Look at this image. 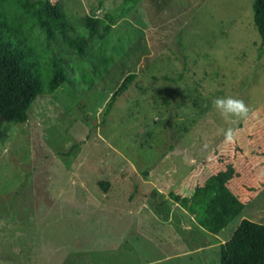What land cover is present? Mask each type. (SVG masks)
<instances>
[{
    "label": "rangeland",
    "instance_id": "obj_1",
    "mask_svg": "<svg viewBox=\"0 0 264 264\" xmlns=\"http://www.w3.org/2000/svg\"><path fill=\"white\" fill-rule=\"evenodd\" d=\"M52 1L69 35L87 34L86 12L115 22L83 55L34 27L39 55L70 65L25 121L0 122V264H219L218 243L242 217L264 223L252 0ZM127 72L135 78L104 112ZM224 96L243 99L248 116L225 121L212 104ZM227 165L235 173L208 186Z\"/></svg>",
    "mask_w": 264,
    "mask_h": 264
},
{
    "label": "trees",
    "instance_id": "obj_2",
    "mask_svg": "<svg viewBox=\"0 0 264 264\" xmlns=\"http://www.w3.org/2000/svg\"><path fill=\"white\" fill-rule=\"evenodd\" d=\"M128 8L138 0H124ZM252 18L261 43L264 44V0H252ZM87 34L69 35V22L59 3L52 0H0V122H22L36 95L53 91L67 81L65 65L68 59L57 53L40 56L36 50L34 27L47 40L60 35L63 42L77 54L83 55L91 38H103L115 22L111 12L102 16L86 12L81 18ZM136 72H127L106 102L111 101L135 78ZM262 151L264 153V144ZM235 173L230 165L214 175L208 186L220 189V178ZM105 188L107 182L100 181ZM215 222L224 227L231 212L219 199ZM219 264H264V223L242 217L231 235L220 241L216 249Z\"/></svg>",
    "mask_w": 264,
    "mask_h": 264
},
{
    "label": "clouds",
    "instance_id": "obj_3",
    "mask_svg": "<svg viewBox=\"0 0 264 264\" xmlns=\"http://www.w3.org/2000/svg\"><path fill=\"white\" fill-rule=\"evenodd\" d=\"M213 107L218 111L219 115L228 122L234 118H246L250 111L249 106L241 98L234 96L216 97L212 101ZM235 138V131L229 127L224 132L225 143H230ZM207 147V145H205Z\"/></svg>",
    "mask_w": 264,
    "mask_h": 264
}]
</instances>
